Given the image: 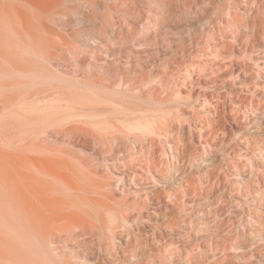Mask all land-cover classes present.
I'll use <instances>...</instances> for the list:
<instances>
[{
  "label": "rangeland",
  "instance_id": "1",
  "mask_svg": "<svg viewBox=\"0 0 264 264\" xmlns=\"http://www.w3.org/2000/svg\"><path fill=\"white\" fill-rule=\"evenodd\" d=\"M67 1L46 21L54 43L20 45L43 74L24 89L75 102L77 91L100 88L135 116L112 119L121 130L83 125L88 136L62 132L61 121L44 127L43 146L102 199L86 202L91 225L50 246L48 262L264 264V0ZM121 80L125 94L108 88ZM150 110H164L167 137L136 128ZM1 116L3 226L21 188L12 171H27V138L21 117Z\"/></svg>",
  "mask_w": 264,
  "mask_h": 264
},
{
  "label": "bare ground",
  "instance_id": "2",
  "mask_svg": "<svg viewBox=\"0 0 264 264\" xmlns=\"http://www.w3.org/2000/svg\"><path fill=\"white\" fill-rule=\"evenodd\" d=\"M67 2L0 0V114L21 117L27 138L25 155L20 160L27 171L21 173L17 168L12 171L20 177L21 187L15 192L16 206L11 205L14 214L5 218L3 226L0 224V264H51L47 258L50 246L74 228L91 225L92 215L86 202H102L99 201L102 199L93 200L89 196L90 192L81 185V179L61 152L52 154L43 146L41 135L50 134L51 128L55 129L57 124L62 126L61 122L64 126L62 132L67 130L73 135L75 132L88 136L91 131L87 128L91 125L105 132L110 131V128L121 130L112 119L130 120L135 116L134 111L124 107V99H109L100 88L88 86L89 93L77 91L75 102L73 98L70 100L73 103L66 101L70 105L63 100H56L58 93L52 90L24 89V79L32 76L38 81L43 74L30 69L24 56L28 49L20 45L29 41L49 45L54 43L58 38L57 33L46 21L67 11ZM115 86L120 94H125L124 87H127V91L130 88L129 82L122 80L108 88L113 89ZM126 104L134 102L128 101ZM164 115V110L156 113L147 111L141 114L143 123L136 128L155 139L162 135L167 137L169 129L164 132L158 124L159 118ZM69 117L73 120L66 122ZM46 126L51 127L50 130H43ZM10 174L5 178L11 183ZM55 185L61 186V190ZM100 196L106 198L105 194ZM7 209L9 212L10 207Z\"/></svg>",
  "mask_w": 264,
  "mask_h": 264
}]
</instances>
